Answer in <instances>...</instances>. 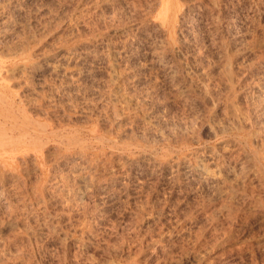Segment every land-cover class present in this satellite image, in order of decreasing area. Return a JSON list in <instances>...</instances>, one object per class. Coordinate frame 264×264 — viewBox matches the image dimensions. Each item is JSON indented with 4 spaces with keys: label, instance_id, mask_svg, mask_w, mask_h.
Returning <instances> with one entry per match:
<instances>
[{
    "label": "rangeland",
    "instance_id": "374dc122",
    "mask_svg": "<svg viewBox=\"0 0 264 264\" xmlns=\"http://www.w3.org/2000/svg\"><path fill=\"white\" fill-rule=\"evenodd\" d=\"M159 1L0 0V264H264V0Z\"/></svg>",
    "mask_w": 264,
    "mask_h": 264
},
{
    "label": "bare ground",
    "instance_id": "6f19581e",
    "mask_svg": "<svg viewBox=\"0 0 264 264\" xmlns=\"http://www.w3.org/2000/svg\"><path fill=\"white\" fill-rule=\"evenodd\" d=\"M161 1V8H159L160 9V13H159V16H160V19H161V22H162V24H165V23H167V18H168V12L170 11V9H171V0H160ZM159 1V2H160ZM153 2H155V1H153ZM156 3V2H155ZM158 4V3H157ZM256 11V10H255ZM4 29V28H3ZM5 34V33H4ZM93 59V58H92ZM3 76H4V74H3ZM7 78V77H6ZM5 78V79H6ZM1 79V78H0ZM5 79H4V81H5ZM2 81V80H1ZM6 82V81H5ZM256 92V91H255ZM263 95V94H262ZM4 100V99H3ZM246 100V99H245ZM1 101V100H0ZM9 101V100H8ZM14 101V100H13ZM262 101V100H261ZM264 104V103H263ZM245 105V104H244ZM260 105V104H259ZM237 106V105H236ZM261 106V105H260ZM2 107V106H1ZM6 107V106H5ZM18 107V106H17ZM12 108H14V107H12ZM262 108H263V105H262ZM18 109V108H17ZM259 110V112H262V111H264L263 109L261 110V109H258ZM261 110V111H260ZM252 113H254V112H252ZM248 114V113H247ZM17 115H18V113H17ZM254 116V115H253ZM20 117V116H19ZM22 118V117H21ZM256 118V117H255ZM8 119V118H7ZM23 119V118H22ZM253 119V118H252ZM257 119V118H256ZM3 120H5V118L3 119ZM12 120V119H11ZM249 120H250V117H249ZM14 121V120H13ZM25 121V120H24ZM232 121V120H231ZM240 121H242V119H240ZM246 121V120H245ZM258 121V120H257ZM7 122V121H6ZM9 122V121H8ZM226 122V121H225ZM236 122V121H235ZM234 122V123H235ZM14 123V122H13ZM16 123H18V122H16ZM246 123V122H245ZM8 124V123H7ZM237 124V123H236ZM6 125V124H5ZM9 125V124H8ZM11 125V124H10ZM235 125V124H234ZM242 125V124H241ZM246 125V124H245ZM249 125V124H248ZM13 126V125H12ZM11 126V127H12ZM20 126V125H19ZM244 126V125H243ZM6 127V126H5ZM14 127V126H13ZM16 127V126H15ZM22 127V126H21ZM235 127H237V126H235ZM249 127H251L250 125H249ZM12 129V128H11ZM44 129V128H43ZM219 129V128H218ZM231 129H234V128H231ZM236 129V128H235ZM237 129H238V127H237ZM264 129V128H263ZM17 130V129H16ZM19 130V129H18ZM223 130V129H222ZM230 130V129H229ZM35 131H38V130H35ZM226 131V130H225ZM254 131V130H253ZM262 131H264V130H262ZM261 131V132H262ZM22 132V131H21ZM28 132V131H27ZM240 132V131H239ZM25 134V133H24ZM29 134V133H28ZM253 134V133H252ZM15 135V134H14ZM35 135V134H34ZM249 134H247V136H248ZM26 136V135H25ZM24 136V137H25ZM29 136V135H28ZM28 136L26 137L27 139H28ZM245 136V135H244ZM252 136V135H251ZM260 136V135H259ZM262 136V135H261ZM30 137V136H29ZM41 137V136H40ZM255 137H256V135H255ZM255 137H253V138H255ZM263 137V136H262ZM26 138H24L25 140H26ZM41 139V138H40ZM250 139V138H249ZM31 140H33V139H31ZM247 140V139H246ZM1 141V140H0ZM253 141V140H252ZM262 141H264L263 139H262ZM262 141H260V142H262ZM1 142H3V141H1ZM139 142H141V141H139ZM259 142V141H258ZM5 143V142H4ZM254 143V142H253ZM256 143H257V141H256ZM263 143V142H262ZM2 144V143H1ZM255 144V143H254ZM251 145V144H250ZM260 145V144H259ZM263 145V144H262ZM256 146V145H255ZM237 147V146H236ZM233 148V147H232ZM256 149V148H255ZM224 150V148L222 149V151ZM227 150V149H226ZM225 150V151H226ZM242 150V149H241ZM212 151V150H211ZM231 151H233V149L231 150ZM239 151V150H238ZM262 151H264V150H262ZM224 152V151H223ZM246 152V151H245ZM244 152V153H245ZM261 152V151H260ZM229 153V152H228ZM198 154V153H197ZM196 154V155H197ZM201 153H199V155H200ZM203 154H204V151H203ZM207 154V153H206ZM211 154V153H210ZM210 154H209V156H210ZM224 154V153H223ZM258 154V153H257ZM261 154H262V152H261ZM199 155H198V157H199ZM234 155H236V154H234ZM192 156V155H191ZM194 156V155H193ZM215 156V155H214ZM221 156H223V155H221ZM237 156V155H236ZM250 156V155H249ZM252 156V155H251ZM226 157V156H225ZM229 157V156H228ZM227 157V158H228ZM233 157V156H232ZM262 157V156H261ZM82 158H83V155H82ZM233 158H235V156L233 157ZM232 158V159H233ZM237 158V157H236ZM63 159V158H62ZM190 159V158H189ZM257 159H258V157H257ZM83 160V159H82ZM183 160V159H182ZM198 160H200L199 158L197 159V161ZM204 160H206V159H204ZM203 159H202V161H204ZM214 160V159H213ZM217 160V159H216ZM237 160V159H236ZM245 160V159H244ZM63 161V160H62ZM68 161V160H67ZM77 161V160H76ZM80 161V160H79ZM186 161V160H185ZM196 161V160H195ZM201 161V162H202ZM207 161V160H206ZM223 161V160H222ZM251 161V160H250ZM182 162V161H181ZM189 162V161H188ZM192 162V161H191ZM205 162V161H204ZM215 162V161H214ZM235 162V161H234ZM252 162V161H251ZM256 162V161H255ZM264 162V161H263ZM263 162H261V163H263ZM72 163V162H71ZM194 163V162H193ZM209 163V162H208ZM213 163V162H212ZM226 163H228V162H226ZM244 163V162H243ZM70 164V163H69ZM87 164V163H86ZM89 164V163H88ZM173 164V163H172ZM175 164V163H174ZM180 164H182V163H180ZM214 164V163H213ZM237 164V163H236ZM66 165V164H65ZM70 165H72V164H70ZM69 165V166H70ZM193 165V164H192ZM210 165V164H209ZM226 165V164H225ZM245 165H247V164H245ZM107 166V165H106ZM165 166V165H164ZM168 166V165H167ZM189 166V165H188ZM253 166V165H252ZM257 166H258V164H257ZM166 167V166H165ZM209 167V166H208ZM222 167V166H221ZM245 167V166H244ZM68 168V167H67ZM175 168H177L176 166L174 167V169ZM180 168H181V166H180ZM179 168V169H180ZM183 168H185V167H183ZM182 168V169H183ZM193 168V167H192ZM211 169H212V167H210ZM236 168H237V166H236ZM253 167H251V169H252ZM87 169H90V168H87ZM188 169V168H187ZM194 169V168H193ZM203 169V168H202ZM214 169V168H213ZM228 169V168H227ZM230 169V168H229ZM238 169V168H237ZM73 170V169H72ZM210 170V169H209ZM244 170V169H243ZM264 170V169H263ZM86 171V170H85ZM191 171V170H190ZM214 171V170H213ZM235 171V170H234ZM240 170L238 169V172H239ZM80 172V171H79ZM196 172V171H195ZM194 172V173H195ZM223 172V171H222ZM225 172V171H224ZM241 172V171H240ZM239 172V173H240ZM243 172V171H242ZM248 172V171H247ZM258 172V171H257ZM215 173H217L218 174V172H216L215 171ZM232 173V172H231ZM244 173V172H243ZM183 174V173H182ZM223 174V173H222ZM172 175V174H171ZM205 175V174H204ZM213 175V174H212ZM237 175V174H236ZM258 175V174H257ZM195 176V175H194ZM227 176V175H226ZM260 176V175H259ZM200 177H202V176H200ZM208 177V176H207ZM211 177H213V176H211ZM218 177V176H217ZM225 177V176H224ZM234 177V176H233ZM236 177V176H235ZM254 177V176H253ZM65 178V177H64ZM116 178V177H115ZM196 177H194L193 179H195ZM231 178V177H230ZM188 179V178H187ZM191 179H192V177H191ZM207 179V178H206ZM229 179V178H228ZM257 179V178H256ZM202 180V179H201ZM233 180V179H232ZM251 180V179H250ZM104 181V180H103ZM112 181V180H111ZM118 181V180H117ZM173 181V180H172ZM197 181V180H196ZM204 181V180H203ZM216 181V180H215ZM221 181H222V179H221ZM225 181V180H224ZM254 181V180H253ZM256 181V180H255ZM100 182H102V181H100ZM109 182V181H108ZM199 182V181H198ZM218 182V181H217ZM220 182V181H219ZM226 182V181H225ZM258 182V181H257ZM104 183V182H103ZM202 183H204V182H202ZM206 183V182H205ZM241 183H242V181H241ZM246 183V182H245ZM244 183V184H245ZM252 182H250V184H251ZM97 184V183H96ZM201 184V183H200ZM207 184V183H206ZM205 184V185H206ZM225 184V183H224ZM258 184V183H257ZM110 185V184H109ZM198 185V184H197ZM203 185V184H202ZM211 185V184H210ZM215 185V184H214ZM234 185V184H233ZM238 186H239V183L237 184ZM237 185H235V186H237ZM241 185V184H240ZM247 185V184H246ZM253 185V184H252ZM256 185V184H255ZM108 186V185H107ZM119 186V185H118ZM242 186V185H241ZM247 186H249V185H247ZM100 187V186H99ZM210 187V186H209ZM208 187V188H209ZM222 187V186H221ZM228 187H230V186H228ZM240 187V186H239ZM95 188V187H94ZM107 188V187H106ZM115 188V187H114ZM173 188V187H172ZM241 189H242V187H240ZM137 189V188H136ZM135 189V190H136ZM210 189H211V187H210ZM237 189V188H236ZM239 189V188H238ZM237 189V190H238ZM245 189V188H244ZM256 189H257V187H256ZM258 189L260 190V188L258 187ZM88 190V189H87ZM92 190V189H91ZM99 190V189H98ZM119 190H122V189H119ZM125 190V189H124ZM138 190H139V188H138ZM214 190V189H213ZM226 190V189H225ZM243 190V189H242ZM113 191V190H112ZM140 191V190H139ZM139 191H137V192H139ZM228 191V190H227ZM226 191V192H227ZM250 191H251V189H250ZM254 191V190H253ZM258 191V190H257ZM96 192V191H95ZM122 192V191H121ZM136 192V191H135ZM230 192V191H229ZM255 192V191H254ZM261 192V191H260ZM262 192H264V191H262ZM261 192V193H262ZM90 193V192H89ZM88 193V194H89ZM109 193V192H108ZM178 193V192H177ZM248 193H251V192H248ZM260 193V194H261ZM87 194V193H86ZM93 194V193H92ZM92 194L90 195V197L92 196ZM113 194V193H112ZM122 194V193H121ZM207 194V193H206ZM237 194V193H236ZM247 194V193H246ZM259 194V195H260ZM263 194V193H262ZM261 194V195H262ZM131 195V194H130ZM221 195V194H220ZM250 195V194H249ZM254 195H255V193H254ZM100 196V195H99ZM104 196V195H103ZM113 196V195H112ZM133 196V195H132ZM135 196V195H134ZM232 196V195H231ZM234 196V195H233ZM236 196V195H235ZM240 196H243V195H240ZM248 196V195H247ZM246 196V197H247ZM251 196V195H250ZM253 196V195H252ZM252 196H251V198H252ZM111 197V196H110ZM115 197V196H114ZM227 197V196H226ZM229 197V196H228ZM227 197V198H228ZM258 197V196H257ZM88 198H89V196H88ZM101 198V197H100ZM120 198V197H119ZM225 198V197H224ZM250 198V199H251ZM98 199V198H97ZM104 199V198H103ZM115 199V198H114ZM134 199V198H133ZM137 199V198H136ZM243 199V198H242ZM89 200V199H88ZM108 200V199H107ZM116 200V199H115ZM114 200V201H115ZM228 200V199H227ZM254 200V199H253ZM3 201V200H2ZM113 201V202H114ZM249 201V200H248ZM264 201V200H263ZM262 201V202H263ZM221 202V201H220ZM101 203V202H100ZM112 203V202H111ZM222 203V202H221ZM252 203V202H251ZM98 204V203H97ZM238 204V203H237ZM258 204V203H257ZM106 205V204H105ZM1 206V205H0ZM7 206V205H6ZM104 206V205H103ZM107 206V205H106ZM237 206V205H236ZM249 206V205H248ZM256 206V205H255ZM254 206V207H255ZM258 206V205H257ZM3 207V206H2ZM259 207V206H258ZM264 207V206H263ZM230 208V207H229ZM232 208V207H231ZM4 209H5V207H4ZM252 209V208H251ZM82 210V209H81ZM221 210H222V208H221ZM235 211V210H234ZM254 211V210H253ZM257 211V210H256ZM263 212V211H262ZM215 213V212H214ZM251 213H252V211H251ZM257 213V212H256ZM218 214V213H217ZM263 214V213H262ZM254 215V214H253ZM264 215V214H263ZM255 216V215H254ZM259 216V215H258ZM261 216V215H260ZM252 217V216H251ZM261 217H263V216H261ZM225 218H226V216H225ZM255 218H258L257 217V215H256V217ZM260 219V218H259ZM250 221V220H249ZM255 221V220H254ZM259 221V220H258ZM257 221V222H258ZM260 222V221H259ZM263 223V222H262ZM261 223V224H262ZM231 224V223H230ZM233 225V224H232ZM235 226V225H234ZM244 226H246V224L244 225ZM226 227V226H225ZM243 227V226H242ZM253 227V226H252ZM247 228V227H246ZM245 228V229H246ZM241 230V229H240ZM242 231V230H241ZM244 231L245 230H243V233H244ZM254 232H257V231H254ZM239 234H240V232H238ZM88 234H90V233H88ZM264 234V233H263ZM241 235V234H240ZM251 235V234H250ZM259 235V234H258ZM254 236V235H253ZM255 236H257L256 234H255ZM96 237V236H95ZM253 238V237H252ZM256 238V237H255ZM182 240V239H181ZM262 242V241H261ZM213 244V243H212ZM264 244V243H263ZM250 246V245H249ZM103 248H105V247H103ZM163 250V249H162ZM170 250H171V248H170ZM169 250V251H170ZM176 250V249H175ZM108 251V250H107ZM172 251H173V249H172ZM161 252V251H160ZM240 252V251H239ZM103 253V252H102ZM164 253V252H163ZM165 253H166V251H165ZM237 253V255H238V252H236ZM113 254V253H112ZM116 254V253H115ZM162 254V253H161ZM167 254H168V252H167ZM166 255V254H165ZM229 255V254H228ZM234 255L236 256V254L234 253ZM250 255V254H249ZM256 255H257V253H256ZM239 256V255H238ZM165 257V256H164ZM231 257V256H230ZM263 257V256H262ZM236 259V258H235ZM263 259V258H262ZM228 260H229V258H228ZM227 260V261H228ZM247 261V260H246ZM60 262V261H59ZM237 262H240V261H237ZM264 262V261H263ZM220 263H222V261H220ZM233 263V262H232ZM229 264V263H228ZM250 264V263H249Z\"/></svg>",
    "mask_w": 264,
    "mask_h": 264
}]
</instances>
